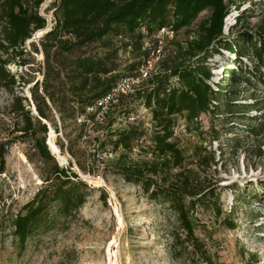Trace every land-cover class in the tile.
<instances>
[{
    "label": "rangeland",
    "instance_id": "374dc122",
    "mask_svg": "<svg viewBox=\"0 0 264 264\" xmlns=\"http://www.w3.org/2000/svg\"><path fill=\"white\" fill-rule=\"evenodd\" d=\"M56 3L57 0H43L39 6L47 26L25 41L26 67L12 62L5 65L10 72H23L24 80L13 90L0 86V136L12 130L13 123V127H18L16 123L21 125V119L13 118L10 111L15 94L26 97L24 105L33 106L30 87L35 80H42L39 39L52 26ZM208 13L201 12L185 29L193 31ZM185 29L177 33L164 31L158 37L152 33L144 39L145 48V42L151 45L153 40H161L160 57L151 75L157 73L159 61L172 53L170 40L184 42L188 33ZM223 34L224 40L231 43L263 36L264 0H237L231 4L223 20ZM32 42L38 53L33 51ZM87 52L108 54L115 67L112 75L129 73L130 65L144 56L132 46L125 47L119 38L114 39L108 51L93 44ZM241 62L253 68L252 74H246L249 81L241 80L238 87H233L238 91L233 101L248 106L243 113L227 114L221 107L217 113L200 114L198 121L188 127L181 115L174 116L171 139L182 150L184 166L197 169V155L211 153L216 163L204 167L200 179L204 186L213 184L222 214L216 219L202 206L193 210L197 221L195 235L200 241L198 250L179 242L175 257L172 234H183L177 215L167 204L149 199L139 184L127 182L115 170V161L125 150L114 149L112 141L122 129L134 128L145 136L142 146L127 152L126 163L153 157L149 144L153 134L151 113L137 93L112 109L102 124H87L81 130L77 120L67 119L58 131L49 126L47 146L58 166L75 172L73 181H84L82 175L89 173L101 175L103 182L84 181L90 187L86 200L68 216L51 206L46 216L50 228L39 226L20 253L13 240L11 217L47 183L44 179L51 162H44L27 138L18 139L9 147L6 169L0 174V264H264V130L254 134L248 129L258 121L262 112L258 107L264 104V58L257 61L248 56L235 57L232 51L217 47V52L207 59L211 72L208 82L212 88H221L226 97L233 96V74L229 69L240 76ZM253 117L257 121L251 120ZM61 143L63 150L58 147ZM229 220L235 224L233 229L226 226Z\"/></svg>",
    "mask_w": 264,
    "mask_h": 264
},
{
    "label": "trees",
    "instance_id": "16d2710c",
    "mask_svg": "<svg viewBox=\"0 0 264 264\" xmlns=\"http://www.w3.org/2000/svg\"><path fill=\"white\" fill-rule=\"evenodd\" d=\"M30 1L0 0V86L9 90L24 80V74L10 72L5 65L12 62L26 67L28 61L23 58L27 53L25 41L47 26L46 16L39 12L43 0ZM236 1L57 0L52 26L39 39L43 54L42 80H35L30 87L31 103L36 114L29 103L23 104L25 96L15 94L10 111L13 118L21 119V125L19 127L16 123L18 127H13V123V129L0 136V174L5 172V156L9 147L18 139L30 140L39 157L44 162H51L44 179L47 183L11 217L13 240L19 253L39 226L50 228L46 216L51 206H56L59 213L68 216L83 205L87 188H90L84 181H73L77 177L75 172L58 166L46 144L49 126L58 131L67 119L76 122L78 117L86 115V107L106 94L118 78L134 75L157 45L155 39L150 48H143V41L148 35L157 33L161 28L177 33L189 27L201 12L207 10L208 15L198 22L193 31L185 29L188 33L184 42L170 40L172 53L159 61L157 73L146 79L142 94L137 92L151 113L152 159L124 161L135 140L143 134L134 128L117 131L112 141L114 149L121 147L125 150L115 161V170L127 182L139 184L149 199L167 204L177 215L183 234H172L174 256L179 254V242L199 249L193 210L199 205L209 209L216 219L222 214L219 195L214 191L213 184L204 186V181L200 179L203 168L216 163L211 153L202 157L197 155V169L184 166L182 150L171 139L174 116L181 115L188 127L198 121L200 114L217 113L222 111L221 107L231 115L247 109L248 106L233 101L238 92L233 87H238L241 80L249 81L246 74H252L253 68L241 62L240 76H235V70L229 69L233 74L230 89L233 96L226 97L221 88H212L208 82L211 72L207 59L217 52V47L232 51L235 57L248 56L250 60L255 58L257 61L264 58V35L258 40L247 37L241 43L224 40L223 20ZM116 38L125 47L132 46L144 55L141 61L130 65L126 74L112 75L115 67L108 54L100 56L87 52V47L93 44H99L108 51ZM32 48L35 53L39 52L34 42ZM172 78H176L175 81ZM260 108L262 112L258 121L255 117L251 118L257 122L248 127L254 134L264 130V104ZM86 119L92 121L93 115H86ZM78 125L83 130L87 123L81 121ZM235 140L238 142L237 138ZM58 147L63 150L64 145L61 143ZM226 226L233 229L235 224L229 220Z\"/></svg>",
    "mask_w": 264,
    "mask_h": 264
},
{
    "label": "built area",
    "instance_id": "2783aa9c",
    "mask_svg": "<svg viewBox=\"0 0 264 264\" xmlns=\"http://www.w3.org/2000/svg\"><path fill=\"white\" fill-rule=\"evenodd\" d=\"M167 31L165 28H161L155 35L162 34ZM158 37V35H157ZM157 40V45L154 49L151 50V54L146 60L140 65L137 69V72L134 75L120 77L116 80L115 84L112 88L103 96L96 99L91 105L86 107V115H93V120L86 119V115L78 117L77 121H85L89 126L94 124H102L107 117V115L117 106H120L124 99H128L137 94V92H141L142 89L145 88L146 79L151 75V73L155 69V65L159 60L161 53V40ZM148 44V48H150V44ZM143 48H145L143 46ZM169 90V89H168ZM167 90V91H168ZM132 119L133 117H129ZM145 136H141L135 140L133 143V147L131 151H135L137 147L142 146L145 142ZM150 146H152V142L150 141ZM92 176V177H91ZM84 181L89 183L103 182L101 175H90L89 173L82 175ZM95 185V184H94Z\"/></svg>",
    "mask_w": 264,
    "mask_h": 264
},
{
    "label": "water",
    "instance_id": "95a60500",
    "mask_svg": "<svg viewBox=\"0 0 264 264\" xmlns=\"http://www.w3.org/2000/svg\"><path fill=\"white\" fill-rule=\"evenodd\" d=\"M49 29H47V30H45V32H47ZM32 111H33V113H35L36 114V110H35V107H34V105L32 106ZM46 144L48 145L49 144V138L47 139V142H46Z\"/></svg>",
    "mask_w": 264,
    "mask_h": 264
}]
</instances>
